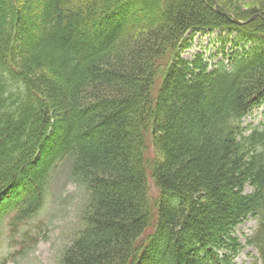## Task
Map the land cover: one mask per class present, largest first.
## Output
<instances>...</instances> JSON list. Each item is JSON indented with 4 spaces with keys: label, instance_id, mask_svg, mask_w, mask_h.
Wrapping results in <instances>:
<instances>
[{
    "label": "trees",
    "instance_id": "obj_1",
    "mask_svg": "<svg viewBox=\"0 0 264 264\" xmlns=\"http://www.w3.org/2000/svg\"><path fill=\"white\" fill-rule=\"evenodd\" d=\"M202 1L0 0V66L22 87L0 86V217H33L69 161L83 224L56 264H235L246 246L264 264V128L243 124L264 103V47L181 55L190 30L264 32Z\"/></svg>",
    "mask_w": 264,
    "mask_h": 264
},
{
    "label": "rangeland",
    "instance_id": "obj_2",
    "mask_svg": "<svg viewBox=\"0 0 264 264\" xmlns=\"http://www.w3.org/2000/svg\"><path fill=\"white\" fill-rule=\"evenodd\" d=\"M202 2L207 10H210L208 9L210 6L230 18L239 16V22L250 21V30L263 34L264 0H203ZM13 4L11 6H14ZM253 12H256L254 16L243 20L244 16ZM236 32L228 28L190 30L184 35L185 40L181 42L186 44L181 55L187 59L200 53L205 60L214 64L221 59L229 60L236 51L240 52L243 48L246 51L251 47L256 49L260 46L264 47V38L256 39L254 42L249 38L246 40L239 38L238 42H235ZM1 67L0 86H4L3 89L6 91L3 95L22 94V87L10 78L6 71H2ZM20 98L22 102H17L18 105L26 104L28 101L22 99V95ZM7 112L6 115L12 114L9 110ZM243 124L264 128V103L252 109L243 119ZM150 142L148 141L145 148L149 165L158 157ZM49 147L46 145V149ZM149 187L150 196L155 200L158 198V190L151 181ZM250 190V186L247 185L245 191ZM13 199L18 201L19 197ZM85 200V190L73 181L69 174V161L56 162L46 186L42 205L31 219L25 220L26 222L9 223L6 216H10L14 209L0 217V262L7 258L5 264H56L63 248L72 241L83 224L79 210ZM8 224L14 227L11 228ZM255 225L256 220L249 218L236 227L235 233L241 243H244L245 237L251 234ZM253 255L255 250L250 246L245 247L235 258V264H248Z\"/></svg>",
    "mask_w": 264,
    "mask_h": 264
}]
</instances>
